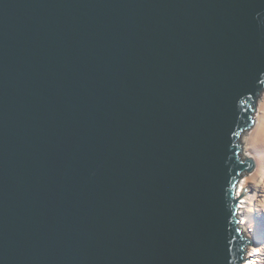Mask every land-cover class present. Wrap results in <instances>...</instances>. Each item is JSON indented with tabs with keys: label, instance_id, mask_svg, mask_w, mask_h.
<instances>
[{
	"label": "water",
	"instance_id": "95a60500",
	"mask_svg": "<svg viewBox=\"0 0 264 264\" xmlns=\"http://www.w3.org/2000/svg\"><path fill=\"white\" fill-rule=\"evenodd\" d=\"M263 90L264 0H0V264H242Z\"/></svg>",
	"mask_w": 264,
	"mask_h": 264
},
{
	"label": "bare ground",
	"instance_id": "6f19581e",
	"mask_svg": "<svg viewBox=\"0 0 264 264\" xmlns=\"http://www.w3.org/2000/svg\"><path fill=\"white\" fill-rule=\"evenodd\" d=\"M263 107V104L262 106ZM259 107V108H260ZM261 110V109H260ZM254 125L255 128L252 130V133L248 136L246 135L243 138L244 142V148L245 153L243 154L245 159H253L257 153L259 152L258 144L259 140H261V133L264 132V107L261 111V113L258 115V117L254 118ZM263 134V133H262ZM264 137H262L263 139ZM255 162V161H254ZM256 163V162H255ZM264 165L263 163L258 164L257 170L255 171V174L253 175V181L255 182L256 188L255 191H258L260 187H262V184H264ZM263 176V177H262ZM261 177V179H260ZM259 181V182H258ZM247 179L244 181H241L236 186L235 191V197L236 199H243L241 200L240 210L238 211L237 217L239 220V228L241 230V233L244 234V232L247 231L248 234V228H252L251 234L249 233V238L252 240V243L247 246L246 248V260L243 262L245 264H264V215L260 211V209H255L254 201H251V206H249L246 210L244 208V205L242 203H246L244 201V194L245 189L248 187V184H246ZM264 188V187H263ZM264 192V190H263ZM264 198V195H263ZM245 210V211H244ZM257 215L254 217L252 216V213H256ZM241 216H238L240 215ZM247 261V262H246Z\"/></svg>",
	"mask_w": 264,
	"mask_h": 264
},
{
	"label": "rangeland",
	"instance_id": "374dc122",
	"mask_svg": "<svg viewBox=\"0 0 264 264\" xmlns=\"http://www.w3.org/2000/svg\"><path fill=\"white\" fill-rule=\"evenodd\" d=\"M262 104H263V107H264V90L261 92L260 97L257 100V106H256V111H255V114H254V118L258 117V115L261 113L263 107H260V106H262ZM254 125L249 130H247L244 133H242L241 136L239 137V140H238L240 142V145H241V154L240 155H241V158H242L243 161L245 160V158H244L245 156L243 155L245 153V148H244L245 146H244V142L242 140H243V138L246 135L248 136L249 134L252 133V130H254V128L256 126V125L255 126ZM262 133H261L262 136L260 137L261 140H259V144H258L259 152L253 158V160L256 162V167L251 173H246V174L242 175V177L239 180V182L244 181V180L247 179L246 184H248V187L245 189V194L243 196L244 197V201H246V203H244V202L242 203V205H244L245 210L249 206H251V201H254L253 204H255V209H260V211L264 215V198H263V195H264V192H263L264 184H262V187H260V189L258 191H255L256 185H255V182L253 181V175L255 174V171L257 170L259 162L263 163V165H264V138L262 139V137H264V132H262ZM260 179H261V177H260ZM241 200H243V199L237 200V207H238V211L239 212H241V210H240ZM255 215H257V210H256V213H252L253 217ZM238 216H241V214L238 215ZM251 229L252 228H248L247 229L248 230V234L249 233L251 234V232L253 233V231ZM248 234H247V231H246L242 235L245 238H249Z\"/></svg>",
	"mask_w": 264,
	"mask_h": 264
},
{
	"label": "built area",
	"instance_id": "2783aa9c",
	"mask_svg": "<svg viewBox=\"0 0 264 264\" xmlns=\"http://www.w3.org/2000/svg\"><path fill=\"white\" fill-rule=\"evenodd\" d=\"M245 260H246V255H245ZM247 262V261H246ZM242 264H245V263H242Z\"/></svg>",
	"mask_w": 264,
	"mask_h": 264
}]
</instances>
